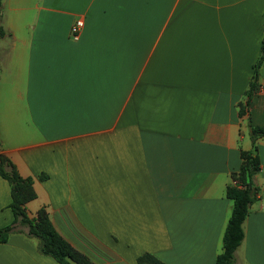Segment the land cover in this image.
Segmentation results:
<instances>
[{
    "label": "crops",
    "instance_id": "obj_1",
    "mask_svg": "<svg viewBox=\"0 0 264 264\" xmlns=\"http://www.w3.org/2000/svg\"><path fill=\"white\" fill-rule=\"evenodd\" d=\"M1 25L0 153L33 178L29 216L45 208L91 264H216L227 187L264 127V61L248 96L264 0H2ZM258 154L238 264H264V136ZM11 202L0 174V227ZM27 232L0 264H60Z\"/></svg>",
    "mask_w": 264,
    "mask_h": 264
},
{
    "label": "trees",
    "instance_id": "obj_2",
    "mask_svg": "<svg viewBox=\"0 0 264 264\" xmlns=\"http://www.w3.org/2000/svg\"><path fill=\"white\" fill-rule=\"evenodd\" d=\"M2 0H0V37L5 35L1 25ZM264 61V38L261 55L254 65V73L248 90L251 96L259 88L260 69ZM250 104L249 102L247 103ZM242 113V109H241ZM264 136V127L251 125L250 150H242V163L238 172L233 173L232 183L227 187V197L233 200L232 213L223 236V251L217 256L216 264H238L236 252L245 238L244 223L250 207L256 200L259 187L254 182V175L261 170L258 154V140ZM0 174L11 184L14 213L11 224L0 227V242H6L9 235L21 224L28 228V234L40 240V251L53 257L60 264H91L90 259L67 241L55 228L45 208L30 217L26 204L36 197L32 177H23L15 164L4 154L0 153ZM139 264H165L151 254L138 258Z\"/></svg>",
    "mask_w": 264,
    "mask_h": 264
},
{
    "label": "built area",
    "instance_id": "obj_3",
    "mask_svg": "<svg viewBox=\"0 0 264 264\" xmlns=\"http://www.w3.org/2000/svg\"><path fill=\"white\" fill-rule=\"evenodd\" d=\"M84 27V20L82 18L77 19L71 27V36L73 39H77Z\"/></svg>",
    "mask_w": 264,
    "mask_h": 264
},
{
    "label": "bare ground",
    "instance_id": "obj_4",
    "mask_svg": "<svg viewBox=\"0 0 264 264\" xmlns=\"http://www.w3.org/2000/svg\"><path fill=\"white\" fill-rule=\"evenodd\" d=\"M110 221V220H109ZM97 224V223H96ZM97 227V226H96Z\"/></svg>",
    "mask_w": 264,
    "mask_h": 264
}]
</instances>
